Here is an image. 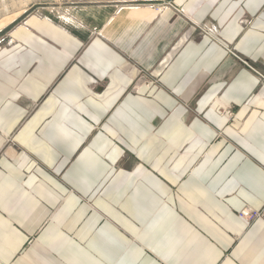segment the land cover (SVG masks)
<instances>
[{"label": "crops", "instance_id": "crops-1", "mask_svg": "<svg viewBox=\"0 0 264 264\" xmlns=\"http://www.w3.org/2000/svg\"><path fill=\"white\" fill-rule=\"evenodd\" d=\"M160 1L0 32V264H264V0Z\"/></svg>", "mask_w": 264, "mask_h": 264}, {"label": "rangeland", "instance_id": "rangeland-1", "mask_svg": "<svg viewBox=\"0 0 264 264\" xmlns=\"http://www.w3.org/2000/svg\"><path fill=\"white\" fill-rule=\"evenodd\" d=\"M122 1L126 0H0V32L4 33L9 31L12 27L25 21L29 16L36 14L38 11L42 12V10L46 8L59 9L60 11L72 13L81 8H87L90 4H93V2L120 3ZM155 8L160 11L173 8L178 13L186 15L185 12L176 7L171 0H161L159 4L157 3L155 5ZM197 27L202 28L201 25ZM134 68L138 70L139 80L142 81L143 86L148 84L152 88L153 86H162V82L158 76L153 75L152 71L140 66L130 58L127 59L122 70L129 75V72ZM131 90L133 92L137 91L134 86Z\"/></svg>", "mask_w": 264, "mask_h": 264}, {"label": "built area", "instance_id": "built-area-1", "mask_svg": "<svg viewBox=\"0 0 264 264\" xmlns=\"http://www.w3.org/2000/svg\"><path fill=\"white\" fill-rule=\"evenodd\" d=\"M129 78L130 81L133 83L134 88L137 90L139 89L141 86H143L142 81L139 80V74H138V70L136 68L132 69L129 72ZM262 78L264 79V76H262ZM146 87H151L148 85H145ZM231 115V113H228ZM239 216L247 221H256V220H264V206H262L259 209H254L251 207H245L244 209H242L239 212Z\"/></svg>", "mask_w": 264, "mask_h": 264}]
</instances>
